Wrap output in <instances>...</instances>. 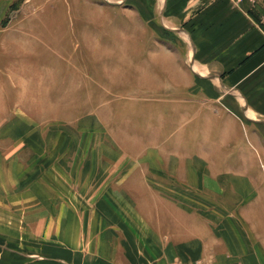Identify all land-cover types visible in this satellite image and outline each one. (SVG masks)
I'll use <instances>...</instances> for the list:
<instances>
[{
  "label": "crops",
  "instance_id": "obj_1",
  "mask_svg": "<svg viewBox=\"0 0 264 264\" xmlns=\"http://www.w3.org/2000/svg\"><path fill=\"white\" fill-rule=\"evenodd\" d=\"M134 7L143 35L167 41L142 59L153 75L141 78L150 102L134 147L148 153L109 160L126 166L114 188L111 172L88 174L93 204L59 221L56 245L16 254L29 264H264V0Z\"/></svg>",
  "mask_w": 264,
  "mask_h": 264
},
{
  "label": "rangeland",
  "instance_id": "obj_2",
  "mask_svg": "<svg viewBox=\"0 0 264 264\" xmlns=\"http://www.w3.org/2000/svg\"><path fill=\"white\" fill-rule=\"evenodd\" d=\"M138 2L0 0V264L56 245L59 221L93 204L92 175L111 172L114 188L126 166L109 160L148 153L134 147L150 102L142 59L167 41L130 18Z\"/></svg>",
  "mask_w": 264,
  "mask_h": 264
},
{
  "label": "built area",
  "instance_id": "obj_3",
  "mask_svg": "<svg viewBox=\"0 0 264 264\" xmlns=\"http://www.w3.org/2000/svg\"><path fill=\"white\" fill-rule=\"evenodd\" d=\"M234 1L238 2V1H240V0H234Z\"/></svg>",
  "mask_w": 264,
  "mask_h": 264
}]
</instances>
